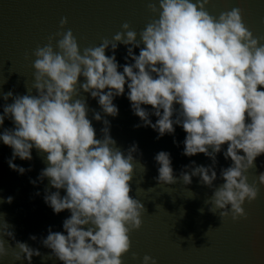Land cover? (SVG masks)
I'll return each mask as SVG.
<instances>
[{
    "label": "clouds",
    "instance_id": "clouds-1",
    "mask_svg": "<svg viewBox=\"0 0 264 264\" xmlns=\"http://www.w3.org/2000/svg\"><path fill=\"white\" fill-rule=\"evenodd\" d=\"M208 3L158 0L157 8L149 2L148 9L158 12V18L146 25L139 39L127 23L111 40L82 51L70 30L57 40L55 51L50 38L33 53L36 95L29 90L25 95L3 94L5 101H13L0 113V126L5 119L13 124L0 132V142L11 148L6 161L9 169L23 175L31 166L25 169L14 161H30L32 149L44 154L47 166L29 183L35 186L47 178L55 191L45 189L44 203L54 214L70 213L62 222L63 231L49 226L41 238L40 244L50 250L47 259L62 264H122L121 256L130 249L129 232L141 226L144 207L129 195L138 145L133 142L122 152L105 118L118 115L113 100L121 95H126L133 115L139 118L134 128H151L160 139L179 126L186 133L181 154L202 153L211 160L209 165L190 161L177 177L170 153L161 150L154 156L158 183L180 180L188 185L192 177H198L200 184L213 189L209 211L219 210L221 218L231 213L233 220L244 215L246 199L256 198L257 190L247 183L244 172L264 154V43L245 27L239 8L216 18L206 11ZM65 23L62 18L61 27ZM121 44L126 48L123 65L116 60ZM137 48L138 55L133 51ZM106 49L110 55H105ZM80 77L84 80L78 84ZM81 92L97 101L100 111H93L92 120L103 125L100 138L88 118L87 102L76 98ZM142 105H150L151 111ZM150 116L157 117L155 122ZM221 152L231 164L221 168L223 183L213 188L216 156ZM258 181L264 185V172ZM11 201L9 196L4 202ZM5 237L15 242L9 247L18 249L16 261L32 264L33 256H41L38 248L15 240L13 226L3 220L0 257L8 254ZM140 264H156V260L144 255Z\"/></svg>",
    "mask_w": 264,
    "mask_h": 264
},
{
    "label": "water",
    "instance_id": "water-1",
    "mask_svg": "<svg viewBox=\"0 0 264 264\" xmlns=\"http://www.w3.org/2000/svg\"><path fill=\"white\" fill-rule=\"evenodd\" d=\"M149 2L156 3L158 8V0H0V113L6 103L13 102L12 98L5 101L4 93L12 91L14 96L25 95L29 90L31 95H36L32 88V65L33 53L38 46L48 44L51 38L55 51L57 40L70 30L82 51L98 46L104 39L111 40L122 30L124 23L137 33L139 39V33L146 25L158 18V12L148 9ZM232 8L240 9L245 27L264 43V0H209L205 6L209 15L216 18ZM62 18L66 20L63 27L60 24ZM58 32L60 36L56 35ZM133 51L139 54L138 48ZM110 54L106 49L105 55ZM125 54V46L118 45L116 60L119 65L125 63ZM118 71L122 69L118 68ZM83 80V77L78 78V84ZM127 91L125 85V93ZM76 98L87 102L88 118L96 130V138H100L103 125L92 120L93 111H100L97 101L84 92ZM113 103L119 112L115 118L105 117L110 121V135L122 152L133 142L138 145L129 195L144 207L141 226L129 232L130 249L121 256L122 264H140L144 255L153 257L156 264H264V185L258 181L259 173L264 172V154L256 158L255 166L244 172L247 183L257 190L256 198L246 199L242 204L243 216L233 220L229 213L221 218L219 210L215 214L209 211L212 206L208 198L213 189L200 184L198 177H192L188 185L180 180L170 185L156 180L158 165L154 156L161 150L170 153L173 173L177 177L190 161L197 165L211 164L202 153L192 157L181 154L186 135L182 128L174 125L173 134L156 139L157 133L151 128L133 127L140 121L133 115L126 95L116 97ZM142 107L151 111L150 105ZM175 117L176 113L173 119ZM150 119L155 122L157 117L150 116ZM12 127V121L5 119L0 132ZM226 147V144L222 146L223 149ZM31 155L30 161L19 158L14 161L25 169L31 166L30 171L20 175L9 169L6 161L11 157V148L0 142V222L5 220L13 226L15 240L40 250L41 256H33L32 264H62L55 258H46L50 250L44 248L40 240L47 235L49 226L52 231H63L62 222L70 213L64 210L54 214L44 203L45 189L55 191L49 188L47 178L35 186L29 183L47 166L44 154L32 149ZM216 160L217 180L213 182V188L223 183L219 175L221 168L231 164L222 152L217 154ZM60 193L61 196L65 194L63 189ZM9 196L11 203L4 202ZM30 235L37 239H29ZM4 239L8 254L0 257V264H27L14 259L18 249L9 245L14 246L15 242L7 237Z\"/></svg>",
    "mask_w": 264,
    "mask_h": 264
}]
</instances>
